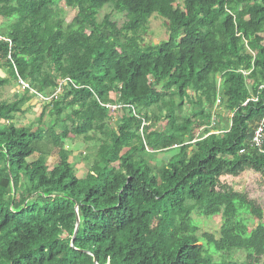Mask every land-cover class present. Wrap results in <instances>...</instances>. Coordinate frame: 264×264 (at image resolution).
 Listing matches in <instances>:
<instances>
[{
  "label": "trees",
  "instance_id": "16d2710c",
  "mask_svg": "<svg viewBox=\"0 0 264 264\" xmlns=\"http://www.w3.org/2000/svg\"><path fill=\"white\" fill-rule=\"evenodd\" d=\"M0 37V88L28 85L0 98V264H264V210L222 181L264 180V0H0ZM70 136L94 145L84 177Z\"/></svg>",
  "mask_w": 264,
  "mask_h": 264
},
{
  "label": "rangeland",
  "instance_id": "374dc122",
  "mask_svg": "<svg viewBox=\"0 0 264 264\" xmlns=\"http://www.w3.org/2000/svg\"><path fill=\"white\" fill-rule=\"evenodd\" d=\"M63 12L65 13V19L69 23L76 15V12L68 7H63ZM106 14H112V19L122 26L126 21V18L122 14L115 13L112 8L105 7L99 15V19L103 18ZM166 30L164 22L157 18L152 17L149 20L148 27L143 34V45H157L164 39H166ZM0 75L4 77L6 74H2L0 70ZM23 94V89L17 85L14 81H11L8 85L0 88V98L5 101H13ZM35 103V102H32ZM33 109V108H32ZM33 111V112H32ZM30 110L26 116L16 120L17 125H29L35 122L37 116H35V111ZM188 108L185 109V112ZM223 113V112H222ZM200 130H196V134H199ZM70 141L66 142V149L71 151L70 162L73 163L77 176L84 177L86 171L90 167L92 157L89 150L94 149L93 143H87L83 138H74L70 136ZM170 153H165L159 155L156 160L158 164H163L170 158ZM59 162L57 150L54 149L51 157L48 160L49 168L54 167ZM222 181L226 184L232 186L235 190L244 192L250 196V198L255 199L258 204L264 210V180L261 179L260 175L255 174L251 171H247L238 178H222ZM193 222L200 229V233L203 232H213L216 233L221 227V221L219 217L215 218H204V217H193ZM218 236V234H217ZM205 250L204 256L211 259L215 263H221L226 261L243 262L246 259L248 252L246 250H230L225 252H218L213 246L206 245L202 242Z\"/></svg>",
  "mask_w": 264,
  "mask_h": 264
},
{
  "label": "built area",
  "instance_id": "2783aa9c",
  "mask_svg": "<svg viewBox=\"0 0 264 264\" xmlns=\"http://www.w3.org/2000/svg\"><path fill=\"white\" fill-rule=\"evenodd\" d=\"M2 38L0 37V40ZM20 87L24 90L26 88H28V85L23 82L22 80H20ZM217 104L220 103V100L218 99ZM214 120H215V117H212V125H214ZM251 146L258 149L261 153H264V149H263V146H264V123L262 122L258 127L257 129L255 130V133H254V137L251 141Z\"/></svg>",
  "mask_w": 264,
  "mask_h": 264
},
{
  "label": "water",
  "instance_id": "95a60500",
  "mask_svg": "<svg viewBox=\"0 0 264 264\" xmlns=\"http://www.w3.org/2000/svg\"><path fill=\"white\" fill-rule=\"evenodd\" d=\"M76 233H77V228H76V230H75V233H74V236H73L72 242H73V240H74V238H75V236H76Z\"/></svg>",
  "mask_w": 264,
  "mask_h": 264
}]
</instances>
